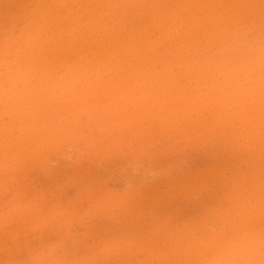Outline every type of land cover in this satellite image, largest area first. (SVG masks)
Returning <instances> with one entry per match:
<instances>
[{
    "label": "rangeland",
    "instance_id": "obj_1",
    "mask_svg": "<svg viewBox=\"0 0 264 264\" xmlns=\"http://www.w3.org/2000/svg\"><path fill=\"white\" fill-rule=\"evenodd\" d=\"M0 264H264V0H0Z\"/></svg>",
    "mask_w": 264,
    "mask_h": 264
}]
</instances>
